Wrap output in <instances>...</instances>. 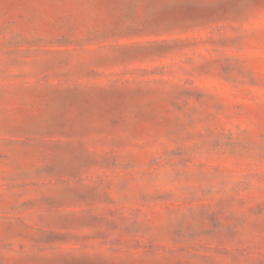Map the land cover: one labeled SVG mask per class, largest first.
Listing matches in <instances>:
<instances>
[{"label":"rangeland","instance_id":"obj_1","mask_svg":"<svg viewBox=\"0 0 264 264\" xmlns=\"http://www.w3.org/2000/svg\"><path fill=\"white\" fill-rule=\"evenodd\" d=\"M0 264H264V0H0Z\"/></svg>","mask_w":264,"mask_h":264}]
</instances>
